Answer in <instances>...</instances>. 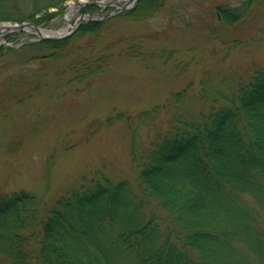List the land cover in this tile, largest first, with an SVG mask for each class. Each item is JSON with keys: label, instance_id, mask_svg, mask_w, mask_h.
Masks as SVG:
<instances>
[{"label": "trees", "instance_id": "1", "mask_svg": "<svg viewBox=\"0 0 264 264\" xmlns=\"http://www.w3.org/2000/svg\"><path fill=\"white\" fill-rule=\"evenodd\" d=\"M66 1L0 0V22L48 26ZM168 1L138 0L118 17L140 21L171 9ZM208 2L206 16L229 30L264 9V0ZM106 23L85 21L61 39L0 45L4 92L36 73L35 61L68 58L82 37L99 39ZM235 38L224 59L247 42ZM108 62V54L72 61L84 71L79 79ZM199 85L196 93L189 82L162 103L104 120L106 127L126 122L130 177L97 168L54 202L26 189L1 194L0 264H121L115 249L133 264H264V61L242 73L214 66Z\"/></svg>", "mask_w": 264, "mask_h": 264}, {"label": "rangeland", "instance_id": "2", "mask_svg": "<svg viewBox=\"0 0 264 264\" xmlns=\"http://www.w3.org/2000/svg\"><path fill=\"white\" fill-rule=\"evenodd\" d=\"M75 2L66 1L62 14L48 26H39L57 31L73 24L81 14ZM208 3L169 0L171 9L140 21L119 14L106 17L99 39L82 37L77 42L80 48L68 58L35 61L36 73L24 76L27 80L14 90L5 93L1 77L0 195L26 189L54 202L80 175L97 168L109 177H130L126 122L116 120L106 127L107 117L135 114L162 103L189 82L196 93L202 73L214 66L242 73L252 62H263L264 9L256 20H242L229 30L219 19L206 16ZM110 8L100 6L94 15L102 16ZM13 23L3 21L0 26ZM16 37L5 42L15 44L35 36L25 31ZM234 37L247 42L224 59ZM102 54L109 55V62L100 72L76 77L84 71L72 63L75 58L84 61ZM115 255L121 264H133L131 254L115 249Z\"/></svg>", "mask_w": 264, "mask_h": 264}, {"label": "water", "instance_id": "3", "mask_svg": "<svg viewBox=\"0 0 264 264\" xmlns=\"http://www.w3.org/2000/svg\"><path fill=\"white\" fill-rule=\"evenodd\" d=\"M135 1L136 0H133V2H131V0H125V2L120 4L119 7L116 8V10H120L122 8H126L129 5L133 4ZM86 3L101 4V3H104V0H91V1H80V2H77L78 5H83V4H86ZM108 14L109 13H106L105 16L108 15ZM85 15H87V19H93L92 17H90V14L87 13V12L83 13V14H80L79 18L74 22V24L72 26H69V28L73 27L71 30L57 32L55 34H42L39 31V27L37 25L33 24L30 21H23L21 23H16V24H12V25H4V26H2V28H3L2 32H0V44H2V43L5 44V42H4L5 36L19 33L21 30H25V27H29V28L33 29L32 33H34L37 36L36 39H30V41H32V40H40V39H59V38H63L65 36L69 35L72 31H74L79 26V24L81 23V19L83 17H85ZM17 45H14V46H17Z\"/></svg>", "mask_w": 264, "mask_h": 264}, {"label": "bare ground", "instance_id": "4", "mask_svg": "<svg viewBox=\"0 0 264 264\" xmlns=\"http://www.w3.org/2000/svg\"><path fill=\"white\" fill-rule=\"evenodd\" d=\"M71 8V7H70ZM70 8L67 10V12L70 11ZM67 17V15H65ZM3 28L0 27V32H2ZM31 30V29H29ZM42 34H55L56 31H52V30H46V29H40L39 30Z\"/></svg>", "mask_w": 264, "mask_h": 264}]
</instances>
